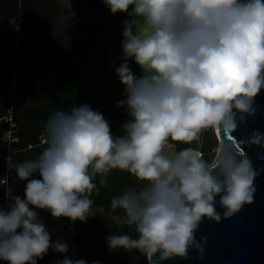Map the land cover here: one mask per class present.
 <instances>
[{"label": "clouds", "instance_id": "9594fccd", "mask_svg": "<svg viewBox=\"0 0 264 264\" xmlns=\"http://www.w3.org/2000/svg\"><path fill=\"white\" fill-rule=\"evenodd\" d=\"M103 2L111 14L128 17L115 69L126 97L116 106L129 117L123 135H114L88 104L49 116L43 152L15 165L8 158L27 183L23 198L12 195L7 210L0 208V261L37 264L49 248L66 254L69 245L51 240L37 209L86 222L94 216V178L106 185L113 169L147 184L113 197L112 207L125 211L120 222L134 224L139 235L107 236L110 251L138 250L149 258L159 253L161 261L187 258L189 248L203 255L207 237L195 236L202 219L219 223L254 200L257 172L231 140L219 145L211 162L190 147L174 151L170 145L198 142L209 128L231 137L237 114L243 121L244 114L255 113L254 97L264 88V0ZM129 61L142 75L133 73ZM262 140L264 134L255 132L251 143ZM58 264L88 262L65 255Z\"/></svg>", "mask_w": 264, "mask_h": 264}, {"label": "trees", "instance_id": "16d2710c", "mask_svg": "<svg viewBox=\"0 0 264 264\" xmlns=\"http://www.w3.org/2000/svg\"><path fill=\"white\" fill-rule=\"evenodd\" d=\"M61 7L59 0H0V179L7 175L6 183L0 181V208L5 210L10 196L24 197L27 183L17 178L14 167L6 171L5 154L15 150L12 165L36 159L46 147L40 140L53 112H68L75 105L88 104L103 114L117 136L123 135L121 125L129 119L126 108L116 106L126 97L125 86L115 71L122 62V30L127 13L111 14L103 0H72L67 9L70 16L62 22L65 6ZM15 25H19L18 31ZM14 55L15 70L11 67ZM129 66L140 76L134 61H129ZM23 97L27 99L24 105ZM9 108L16 137L10 142L3 138L10 128ZM202 144L205 151L215 147L212 128L203 131ZM189 147L198 150L196 146ZM202 157L211 162L206 153ZM33 178L40 177L37 174ZM100 179L97 175L93 180L98 188L90 197L94 216L86 222L53 218L48 211L37 209L51 240L63 238L69 245L66 254L49 248L37 264H58L65 255L84 259L88 264H151L138 250L110 251L106 242L111 234L138 237L134 224L120 222L125 211L114 209L112 200L130 187L145 186L147 181L119 169L107 175L106 185H101Z\"/></svg>", "mask_w": 264, "mask_h": 264}, {"label": "water", "instance_id": "95a60500", "mask_svg": "<svg viewBox=\"0 0 264 264\" xmlns=\"http://www.w3.org/2000/svg\"><path fill=\"white\" fill-rule=\"evenodd\" d=\"M253 107L255 113L244 114L243 121L237 114V127L231 137H227L222 128L213 129L219 145L229 139L251 161L257 172L253 202L243 205L238 213L222 218L219 223L202 219L195 236L198 241L207 237L203 255L197 249L189 248L187 258L177 256L161 261L156 253L152 258L147 257L150 263L153 259L156 264H264V140L260 144L251 143L255 132L264 134V88L254 97ZM170 148L175 150V144ZM215 199L216 211L223 217L225 209L219 204V196Z\"/></svg>", "mask_w": 264, "mask_h": 264}, {"label": "rangeland", "instance_id": "374dc122", "mask_svg": "<svg viewBox=\"0 0 264 264\" xmlns=\"http://www.w3.org/2000/svg\"><path fill=\"white\" fill-rule=\"evenodd\" d=\"M59 3H60V5L62 6V7H64L65 6V11L64 12H61V21L63 22V21H65L69 16H70V13H69V11L67 10V9H69L70 8V6H71V4H72V0H59ZM61 7V8H62ZM19 19H21V18H19ZM35 23H37V21H34ZM16 60H15V55H14V58H13V61H12V65H11V67L13 68V70H15V67H16ZM11 94L13 95L14 93H13V91H11ZM21 102H22V104L24 105V104H26L27 103V99L26 98H22L21 99ZM11 111V108H9V110H8V112H10ZM10 118H9V116H8V120H9ZM14 123L11 121L10 122V125H13ZM202 140H203V136L201 135V137H200V139H199V141L198 142H193L192 144H182V143H175L176 144V146H177V149H182V148H187V147H189V146H196L197 148H198V150H199V153L201 154V155H204V153H206L207 155H209V156H211V161L215 158V156H216V153H217V151H218V147H219V141L217 140V138H216V145H215V147H213L212 149H210L209 151H205L204 149V144H202ZM6 177V176H5ZM2 180L3 179H0V181L2 182ZM5 182H6V179H5ZM142 188V187H141ZM0 264H1V262H0Z\"/></svg>", "mask_w": 264, "mask_h": 264}, {"label": "built area", "instance_id": "2783aa9c", "mask_svg": "<svg viewBox=\"0 0 264 264\" xmlns=\"http://www.w3.org/2000/svg\"><path fill=\"white\" fill-rule=\"evenodd\" d=\"M10 114H11V111L9 112V122H11V117H10ZM7 119H8V117H7ZM14 127H13V125H10V128L8 129V130H6L4 133H3V138L4 139H6L8 142H10V141H12V140H15L16 139V137H15V135H14ZM40 142L41 143H46V136L44 135V136H42L41 137V140H40ZM31 146V144H28V146L27 147H30ZM14 152H15V150H13V149H9L8 151H7V153L5 154V160H6V171H8V169H9V165H8V163H7V161H8V158H12V155L14 154ZM5 179H6V182H7V175H6V177H4L3 178V180H2V182H5ZM5 182V183H6ZM1 262V264H3V261H0Z\"/></svg>", "mask_w": 264, "mask_h": 264}, {"label": "flooded vegetation", "instance_id": "af4514ba", "mask_svg": "<svg viewBox=\"0 0 264 264\" xmlns=\"http://www.w3.org/2000/svg\"><path fill=\"white\" fill-rule=\"evenodd\" d=\"M204 131V130H203ZM202 136H203V132H202ZM175 144V143H174ZM174 151H177V146L175 144V150ZM199 151V150H198Z\"/></svg>", "mask_w": 264, "mask_h": 264}, {"label": "bare ground", "instance_id": "6f19581e", "mask_svg": "<svg viewBox=\"0 0 264 264\" xmlns=\"http://www.w3.org/2000/svg\"><path fill=\"white\" fill-rule=\"evenodd\" d=\"M195 151H198V150H195ZM199 152V151H198Z\"/></svg>", "mask_w": 264, "mask_h": 264}]
</instances>
